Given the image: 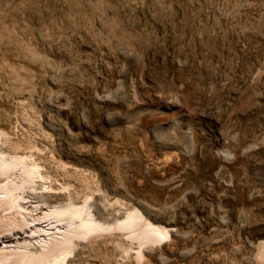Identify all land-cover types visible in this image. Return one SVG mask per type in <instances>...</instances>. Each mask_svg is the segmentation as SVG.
Instances as JSON below:
<instances>
[{"label":"rangeland","instance_id":"1","mask_svg":"<svg viewBox=\"0 0 264 264\" xmlns=\"http://www.w3.org/2000/svg\"><path fill=\"white\" fill-rule=\"evenodd\" d=\"M0 153L40 173L0 190L71 198L110 229L69 264H257L264 0H0ZM150 228L174 233L141 249Z\"/></svg>","mask_w":264,"mask_h":264},{"label":"bare ground","instance_id":"2","mask_svg":"<svg viewBox=\"0 0 264 264\" xmlns=\"http://www.w3.org/2000/svg\"><path fill=\"white\" fill-rule=\"evenodd\" d=\"M208 124L211 125L212 123L209 121ZM154 140L156 139L154 138ZM159 150L160 152L158 153H161L159 156L163 157L164 161L167 158V160H169V157L165 159L166 155L162 154L166 152L165 149L160 146ZM158 159L161 160L160 158ZM25 165L26 163L24 164L22 159L7 158V156H3V154L0 153V176H5L21 169L24 175L28 177V181L27 179L24 180L30 182L32 177H36V175H39L40 173L38 174L39 170L37 171L36 167H31L35 165H31L30 168L29 165H26L28 167H25ZM23 188V185L9 183L0 190V210L5 209L6 207H17L24 211V214L23 216H20V219L13 218L12 220H9V218L8 222L6 221V223H9V227H12L13 229L8 231L9 233L0 236V264H69L68 257L75 253L74 251L77 246H79L78 242L89 239V237L91 238L95 234L110 230L105 227L106 225H103L104 223L101 224L99 223L100 221L97 222L96 219H94L95 216L93 217L89 214L90 210L88 212V207L85 203H82L83 205L81 206L77 205L73 200L70 201L71 198L69 202L66 199L67 203L60 200L57 202L56 199L55 203L57 205H50L53 208L47 210L43 208L44 206L42 205L41 207L43 209L21 204L20 202L23 200L20 198L15 199L13 196L16 192H22ZM21 192L19 195L22 194ZM87 202H89L88 199ZM8 210L10 211V209ZM39 215L45 219L44 222H38L39 220H36V218L31 223L29 222L30 218ZM26 222H29L30 224L25 225ZM141 222L142 217L138 213L136 214L133 212L127 215L124 223L115 226V229L120 231H133L136 227L140 226L139 224ZM0 226H4L3 221H0ZM171 233H174V231L166 232L165 230H152L150 228L141 233L143 236H147L146 238L142 239L139 236H137V238L140 241H144L140 246L142 249L147 242L153 240L160 241L163 238L169 237ZM257 240L261 241L260 238ZM141 251L143 253L144 250ZM255 258L257 264H264V243L259 242L258 252Z\"/></svg>","mask_w":264,"mask_h":264}]
</instances>
